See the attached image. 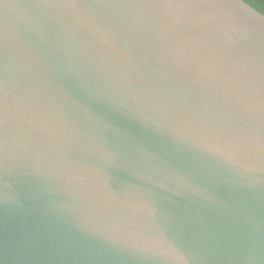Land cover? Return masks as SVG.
Segmentation results:
<instances>
[{
    "label": "water",
    "instance_id": "water-1",
    "mask_svg": "<svg viewBox=\"0 0 264 264\" xmlns=\"http://www.w3.org/2000/svg\"><path fill=\"white\" fill-rule=\"evenodd\" d=\"M0 264H264V14L0 0Z\"/></svg>",
    "mask_w": 264,
    "mask_h": 264
},
{
    "label": "trees",
    "instance_id": "trees-1",
    "mask_svg": "<svg viewBox=\"0 0 264 264\" xmlns=\"http://www.w3.org/2000/svg\"><path fill=\"white\" fill-rule=\"evenodd\" d=\"M245 1L264 14V0H245Z\"/></svg>",
    "mask_w": 264,
    "mask_h": 264
}]
</instances>
